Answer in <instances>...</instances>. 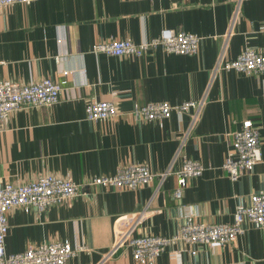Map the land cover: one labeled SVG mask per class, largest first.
I'll return each instance as SVG.
<instances>
[{
	"label": "crops",
	"instance_id": "1",
	"mask_svg": "<svg viewBox=\"0 0 264 264\" xmlns=\"http://www.w3.org/2000/svg\"><path fill=\"white\" fill-rule=\"evenodd\" d=\"M236 1L39 0L0 6V80L64 82L58 103L23 106L4 119L0 178L22 185L54 174L81 184L72 200L44 211L12 208L9 253L69 240L85 248L66 264H139L129 246L104 259L122 219L147 209L133 235L171 236L187 215L207 223H232L241 202L264 192V73L215 71L225 45L229 60L247 47L264 50V0H242L226 43ZM165 28L201 36L199 51L182 55L159 46L142 56L122 57L92 51L94 44L113 39L146 42ZM204 97L201 119L183 144L189 113H174L163 121L134 113L137 105ZM95 100L113 101L118 115L90 120L86 105ZM248 119L260 131L262 160L251 173L232 181L223 169L230 134ZM185 158L201 161L205 170L188 179L181 198L175 196V173L136 190L91 184L125 165L144 164L156 173L169 167L179 171ZM196 248L192 255L189 245L177 243L157 264H264V225L246 222L245 232L233 243Z\"/></svg>",
	"mask_w": 264,
	"mask_h": 264
},
{
	"label": "built area",
	"instance_id": "2",
	"mask_svg": "<svg viewBox=\"0 0 264 264\" xmlns=\"http://www.w3.org/2000/svg\"><path fill=\"white\" fill-rule=\"evenodd\" d=\"M39 0H0V6H10L16 3L30 4ZM242 0L235 5L232 25L226 35V43L233 34L237 16L241 10ZM202 37L183 30L165 28L158 37L149 41L136 43L131 39H113L96 43L92 47L95 53H106L112 56L125 55L142 56L151 48L163 47L170 53L195 54L199 51ZM226 46V45H225ZM225 46L223 47L225 49ZM222 49L215 71L236 70L246 74L264 73V50L247 47L236 58L226 59ZM65 70L64 74L68 75ZM64 82L45 78L30 85L10 79L0 80V132L2 123L8 115L23 106H51L59 102ZM205 97L199 100L184 101L172 104L168 101L152 102L137 105L134 109L136 116L145 120L163 121L172 117L174 113H189L190 123L182 144L191 134L201 119ZM86 114L90 120L100 121L118 115L116 104L111 100L90 101L86 105ZM229 138V149L226 153L223 169L232 181H237L245 173H251L262 160L261 134L258 127L250 119L243 121L239 130L232 132ZM2 163L0 147V165ZM205 166L201 161L185 158L179 171L172 167L162 173L154 172L144 164L125 165L117 169L114 174L97 176L91 184L118 189L136 190L151 184L156 179L162 183L167 175L175 173L178 176V187L175 196L181 198L188 179L203 174ZM81 190V184L69 177L54 174L43 175L22 185L4 181L0 178V264H66L67 261L84 250V246L75 247L69 240L44 242L29 247L17 253H9L6 239L9 232V212L14 207H21L25 211L37 209L44 211L49 206L70 201ZM144 209L129 219H122L116 241L104 259L112 257L123 247H131L133 258L139 264H157L158 258L170 246L184 242L189 245V253L197 254L198 245L218 243L231 244L245 232V223L250 222L256 227L264 225V192L253 193L249 201L241 202L235 211L232 223H207L187 215L181 229L171 235L145 234L133 235V231L146 216ZM132 220L129 226L125 221ZM179 255V251L174 252Z\"/></svg>",
	"mask_w": 264,
	"mask_h": 264
}]
</instances>
